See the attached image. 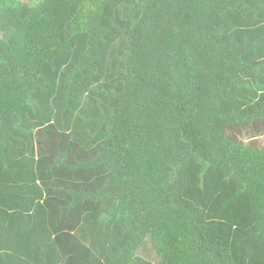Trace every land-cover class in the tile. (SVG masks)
I'll return each mask as SVG.
<instances>
[{
  "label": "trees",
  "instance_id": "16d2710c",
  "mask_svg": "<svg viewBox=\"0 0 264 264\" xmlns=\"http://www.w3.org/2000/svg\"><path fill=\"white\" fill-rule=\"evenodd\" d=\"M0 264H264V0H0Z\"/></svg>",
  "mask_w": 264,
  "mask_h": 264
},
{
  "label": "rangeland",
  "instance_id": "374dc122",
  "mask_svg": "<svg viewBox=\"0 0 264 264\" xmlns=\"http://www.w3.org/2000/svg\"><path fill=\"white\" fill-rule=\"evenodd\" d=\"M26 1V0H24ZM139 254L147 259L156 260V254L152 251L150 245L147 246V248L142 249Z\"/></svg>",
  "mask_w": 264,
  "mask_h": 264
}]
</instances>
